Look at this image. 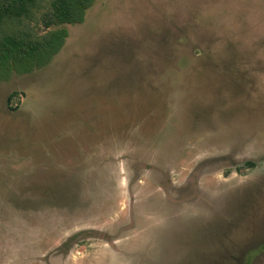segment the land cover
Wrapping results in <instances>:
<instances>
[{
  "label": "rangeland",
  "instance_id": "1",
  "mask_svg": "<svg viewBox=\"0 0 264 264\" xmlns=\"http://www.w3.org/2000/svg\"><path fill=\"white\" fill-rule=\"evenodd\" d=\"M66 28L0 84V264H264V0Z\"/></svg>",
  "mask_w": 264,
  "mask_h": 264
},
{
  "label": "trees",
  "instance_id": "2",
  "mask_svg": "<svg viewBox=\"0 0 264 264\" xmlns=\"http://www.w3.org/2000/svg\"><path fill=\"white\" fill-rule=\"evenodd\" d=\"M96 0H0V84L48 66ZM17 94L8 98L11 101ZM241 167L252 169L254 162Z\"/></svg>",
  "mask_w": 264,
  "mask_h": 264
}]
</instances>
